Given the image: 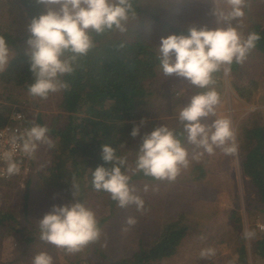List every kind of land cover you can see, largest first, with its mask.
<instances>
[{"label":"rangeland","instance_id":"1","mask_svg":"<svg viewBox=\"0 0 264 264\" xmlns=\"http://www.w3.org/2000/svg\"><path fill=\"white\" fill-rule=\"evenodd\" d=\"M136 3L139 7L136 18L129 20L127 32L115 31V36L128 41L142 39L156 53L160 38L175 33L171 27L187 34L188 28L194 24L210 28L221 26L212 15V0H136ZM245 11L241 23L245 34L253 31L255 25L264 27V0H246ZM32 14V9L19 0H0V32L22 39L20 48L26 52ZM13 53L15 55V50ZM230 67L227 75L223 70L215 74L214 87L221 93L216 115L231 117L240 146L239 135L245 126L251 127L254 123L264 126V54L254 48L244 62ZM6 68L0 70V74ZM158 72L157 84L148 89L147 111L135 121L136 124L144 121L140 134L132 141L127 139V142L133 143L132 146H127V142L122 146V149H129L126 156L130 164L135 161L146 132L160 124L182 132L176 108L186 104L195 92L201 91L183 77L175 74L165 76L160 70ZM181 90L183 94L178 95ZM60 100V90L47 98L33 97L28 91L7 86L0 77V113L7 118L14 111L23 110L33 123L40 118L50 129L61 127L69 120L64 115V120L59 123L57 116L62 114ZM214 118L204 117L202 120L211 123ZM48 135L52 144L40 145L32 160L33 172L27 180L0 181V211L9 212L18 222L11 221L0 227V264H32L34 255L39 251H47L53 257V264H113L132 259L157 239L165 223L175 220L181 213L188 214L183 221L188 230L176 254L162 260H151L148 264L263 262L257 257L256 248L257 242L263 238L264 228L258 225H264V207L251 203L256 198V192L243 173L240 147L235 156L226 155L220 149L212 154L205 153L199 160H192L175 181L143 177L131 179L137 194L145 200V209L137 210L134 204L122 208L111 199L110 194L96 191L89 174L82 176L72 165L74 158L69 156L71 150L61 148L57 142L60 138H55L51 132ZM182 138L190 156L199 151ZM59 154L63 155L61 160H57ZM59 162L63 172L66 171L62 177L55 171ZM136 173L142 172L131 175ZM74 180L79 185L78 190L72 187ZM145 185L149 186L148 191L144 190ZM76 199L87 203L95 211L101 237L81 251L68 253L40 239L39 220L52 210L53 205H63ZM129 216L136 217L135 225H127ZM245 229H256V237L245 239ZM209 245L216 248V254L210 258L201 257L200 250ZM241 246L246 247L243 261L239 257Z\"/></svg>","mask_w":264,"mask_h":264},{"label":"clouds","instance_id":"2","mask_svg":"<svg viewBox=\"0 0 264 264\" xmlns=\"http://www.w3.org/2000/svg\"><path fill=\"white\" fill-rule=\"evenodd\" d=\"M45 11L32 17L28 24L27 39L32 82L28 92L33 97L47 98L51 93L67 88L61 77L75 71L78 59L87 55L95 46L94 34L106 32L125 33L128 22L137 16L134 0H39ZM214 15L221 26L192 25L185 33H171L160 38L157 47L159 70L165 76L173 74L187 79L201 89L186 104L176 108L182 125L179 134L175 128L160 124L142 137L136 159L128 162L126 155L108 143L102 144V159L111 164L92 170V187L110 194L122 208L134 204L137 210L145 209V200L131 184L132 173L142 172L157 180L175 181L188 168L192 160H199L205 153L220 149L226 155L235 156L239 151L236 130L231 117L217 116L221 93L214 87L215 74L231 71L233 63H242L256 47L261 34L242 31V18L246 15V0H212ZM235 21V23H233ZM14 57L5 36L0 35V70ZM183 90L178 93L182 95ZM215 117L211 123L202 118ZM21 114H16L20 119ZM131 131L133 137L140 134L141 125ZM46 125L33 123L23 130H16L10 137L12 149L4 153L9 176L18 174L21 161L15 158L17 147L25 157L34 158L42 143L52 144ZM195 145L199 151L191 156L185 142ZM134 165V166H133ZM73 189L79 185L73 182ZM145 185L144 190L148 191ZM134 216L127 218V225H135ZM264 228V225H258ZM40 239L68 253L81 251L101 237V227L95 211L81 200L63 205H53L52 210L39 220ZM256 229H245L243 236L251 240ZM214 246L200 250V256L210 258L216 254ZM32 264H53L47 251L37 252Z\"/></svg>","mask_w":264,"mask_h":264},{"label":"trees","instance_id":"3","mask_svg":"<svg viewBox=\"0 0 264 264\" xmlns=\"http://www.w3.org/2000/svg\"><path fill=\"white\" fill-rule=\"evenodd\" d=\"M19 1L32 9V17L43 12V4L38 0ZM134 6L138 12L136 0ZM253 28V31L261 34L255 49L264 54V27L255 25ZM171 29L175 33H182L177 28ZM0 35L5 36L10 48L15 50L14 57L0 74L1 81L7 86L28 91V85L33 77L29 54L20 48L22 39L9 33L0 32ZM115 35V32L94 34L96 46L87 55L78 59L74 72L61 77L68 86L60 90L59 109L62 114L57 117L60 119L59 123L64 120V115H67L69 121L61 127L51 129L48 127L55 138H60L57 141L58 145L71 150L69 156L74 158L72 165L76 171L78 170L82 176L85 173L89 174L91 181L92 170L97 166L111 167L109 162L102 159V144L113 145L118 154H128L129 149H122V146L127 139L133 140L132 128L136 125L135 121L139 115L147 111V98L150 95L148 89L157 84L159 75L158 56L151 45L142 39L128 41L121 37L116 38ZM176 91L175 89L172 92L173 98ZM7 120L8 118L0 113V126ZM27 123L33 122L27 119ZM37 124L44 125V122L39 118ZM242 130L239 135L242 169L250 179V187L256 192V198L254 201L251 200V203L264 207V126L254 123ZM177 133L180 131L177 130ZM132 144L127 142L126 145ZM62 158L61 154L57 156V160ZM61 164L59 162L56 165L55 171L62 177L66 171L63 172ZM141 177L154 179L143 173L134 174L132 179ZM187 217V213H181L175 220L165 223L157 239L146 248L136 253L132 259L113 264H148L151 260L173 257L187 235L188 229L183 222ZM11 221L18 223L12 214L0 211V227L10 224ZM256 249L258 259L264 264V232L263 238L257 242ZM154 256L156 258L153 259ZM239 257L242 261L245 260V246H241Z\"/></svg>","mask_w":264,"mask_h":264},{"label":"built area","instance_id":"4","mask_svg":"<svg viewBox=\"0 0 264 264\" xmlns=\"http://www.w3.org/2000/svg\"><path fill=\"white\" fill-rule=\"evenodd\" d=\"M21 114L20 119H16V114ZM28 117L23 112V110L14 111L8 117L7 122L0 126V181L1 182H14L27 180L33 172L32 160L33 158L25 157L19 151L17 147L14 155L15 158L21 161V170L18 174L9 176L6 172L7 162L4 159V153L12 149V144L10 143V137L12 133L16 130H23L29 127L31 124L27 123Z\"/></svg>","mask_w":264,"mask_h":264}]
</instances>
